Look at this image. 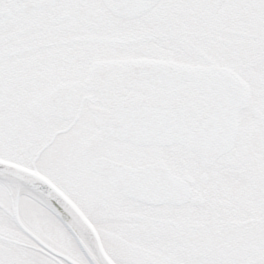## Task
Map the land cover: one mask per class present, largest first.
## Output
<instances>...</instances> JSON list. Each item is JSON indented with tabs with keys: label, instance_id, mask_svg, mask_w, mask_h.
<instances>
[{
	"label": "snow or ice",
	"instance_id": "1",
	"mask_svg": "<svg viewBox=\"0 0 264 264\" xmlns=\"http://www.w3.org/2000/svg\"><path fill=\"white\" fill-rule=\"evenodd\" d=\"M0 264H264V0H0Z\"/></svg>",
	"mask_w": 264,
	"mask_h": 264
}]
</instances>
